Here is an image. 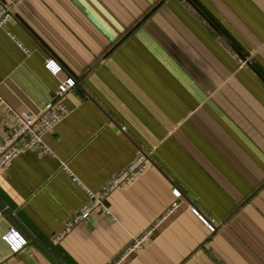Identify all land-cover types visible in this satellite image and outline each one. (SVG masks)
<instances>
[{
  "label": "crops",
  "instance_id": "1",
  "mask_svg": "<svg viewBox=\"0 0 264 264\" xmlns=\"http://www.w3.org/2000/svg\"><path fill=\"white\" fill-rule=\"evenodd\" d=\"M2 1L6 103L38 115L69 77L78 85L50 150L0 172V264H264V0ZM6 108L0 141L18 125ZM141 156L151 181L133 188L154 201L115 191L108 213L63 234L88 194L62 164L100 193ZM12 228L27 239L17 252Z\"/></svg>",
  "mask_w": 264,
  "mask_h": 264
},
{
  "label": "built area",
  "instance_id": "2",
  "mask_svg": "<svg viewBox=\"0 0 264 264\" xmlns=\"http://www.w3.org/2000/svg\"><path fill=\"white\" fill-rule=\"evenodd\" d=\"M12 7L13 4H8L0 0V29L4 28L7 22L13 17ZM21 46L26 51L28 50L25 46H23V44H21ZM46 66L54 74H58L63 69L62 65L54 59H50ZM77 85V80L73 77H69L65 83L60 85L59 89L54 93L51 100L48 101L42 112L38 115H32L27 111H18L14 109L12 106L6 103L0 94V105H5L7 107V112L11 113L18 123L17 128L12 130L4 140L0 141V172L7 171L13 160L24 152L30 150H50L45 141V136L70 114L71 110L66 99L70 91L74 90ZM140 164H143L141 169L149 168L145 157H139L135 163L131 164L123 172L116 175L109 185H105L100 193H96L87 188L77 176H74V174L70 172L67 164H62L63 168L73 175V180L81 185L88 194L87 202L82 207L80 213L75 218L69 220L66 223L63 234L73 231L76 226L82 225L83 223H88L94 214H97L98 207H102L106 210V196L111 191L113 185L117 184L120 178H123L127 175L126 178H124L121 182L122 184H125L129 175L128 172H131L135 166ZM174 195L178 198L181 196L178 190H174ZM172 205L174 209L179 205V203L175 201ZM194 212L207 225L211 233L217 230V226L214 224V222L207 220L196 210H194ZM3 238L11 245L15 252L19 251L27 244V239L22 236V234L15 228H12L7 234L3 236ZM136 250H138V248L135 249L130 246L122 255V257L118 259L117 263H120L122 260L126 259L129 254L135 252Z\"/></svg>",
  "mask_w": 264,
  "mask_h": 264
},
{
  "label": "rangeland",
  "instance_id": "3",
  "mask_svg": "<svg viewBox=\"0 0 264 264\" xmlns=\"http://www.w3.org/2000/svg\"><path fill=\"white\" fill-rule=\"evenodd\" d=\"M240 62H241V65L242 66H247L248 65V60H247V58L245 56L244 57L243 56H240ZM142 167H143V164H140L138 166H135L134 169L131 172H128L129 175L127 177V182L125 184H122L121 182L123 181L124 178H126L127 175L125 177H123V178H120L119 181H118V183L115 184V185H113V187L111 188V191L106 196V199L108 197L110 198L115 191H118L119 190V191L126 192L127 193V196L133 202H136L137 200L138 201L139 200L140 201H142V200H151V201L153 200L154 201V199L152 198V193L149 190L144 191V193L141 194V193H137L136 190L133 188L135 186H138V184L139 185L141 184V181L140 180L142 178H145V179H148L149 181H151V173L145 172L147 170V168L141 169ZM176 198H178V197H176ZM106 208H107L106 210H107V213H108L109 208L108 207H106ZM159 212H161V209H158V213ZM132 213H134V210H132L131 214ZM97 215H98V213L97 214H94V216H97ZM146 237H147L146 235H143L141 237H138L136 240H134L133 241V244H132V248H135V249L142 248V246L145 244V240L144 239ZM145 252H146V250H145Z\"/></svg>",
  "mask_w": 264,
  "mask_h": 264
},
{
  "label": "trees",
  "instance_id": "4",
  "mask_svg": "<svg viewBox=\"0 0 264 264\" xmlns=\"http://www.w3.org/2000/svg\"><path fill=\"white\" fill-rule=\"evenodd\" d=\"M133 254H136V252H133V253L129 254L128 257L131 256V255H133Z\"/></svg>",
  "mask_w": 264,
  "mask_h": 264
}]
</instances>
